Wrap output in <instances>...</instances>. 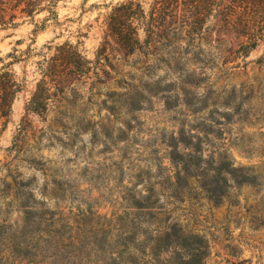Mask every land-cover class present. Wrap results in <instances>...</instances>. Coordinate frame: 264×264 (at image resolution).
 Here are the masks:
<instances>
[{
	"label": "rangeland",
	"instance_id": "rangeland-1",
	"mask_svg": "<svg viewBox=\"0 0 264 264\" xmlns=\"http://www.w3.org/2000/svg\"><path fill=\"white\" fill-rule=\"evenodd\" d=\"M119 1L45 0L56 15L44 29L47 10L0 30V66L14 47L49 42L82 55L39 112L26 104L40 56L12 65L24 86L0 120V264H184L185 249L166 238L174 225L181 242L207 233L210 264H264V179L231 187L216 206L199 177L178 180L174 154L181 141L194 157L228 155L264 173V41L246 55L232 33L264 28V0L171 5L181 17L170 40L146 43L141 30L130 53L101 49ZM156 1L141 0L147 12ZM177 183L186 190L174 193Z\"/></svg>",
	"mask_w": 264,
	"mask_h": 264
},
{
	"label": "trees",
	"instance_id": "trees-1",
	"mask_svg": "<svg viewBox=\"0 0 264 264\" xmlns=\"http://www.w3.org/2000/svg\"><path fill=\"white\" fill-rule=\"evenodd\" d=\"M45 0H0V30L15 28L26 20H34L37 14L43 10L50 12V16L43 19L39 29L46 27V20L56 15L52 7L43 5ZM58 0H50L54 5ZM186 0H157L151 10L147 12L141 0H123L115 4L106 16V33L102 42V50L107 51L109 47L118 46L126 53L135 51L141 44V30L145 34L144 41L153 43L163 39L170 40L169 33L180 28L177 23L181 15L176 12L172 17L166 10L183 4ZM198 3V0H190ZM48 6V7H47ZM166 9V10H165ZM170 16V17H169ZM238 38L242 39L239 43L243 53L248 55L256 48L261 41H264V28L244 25L232 30ZM48 51H34L29 45L21 54L19 49L14 47L8 56L11 60L0 66V120L5 122L10 117L14 102L18 94L22 91L24 81L21 79L12 65L22 61H28L33 56H40L36 61V66L40 78L30 99L26 104V111L39 112L48 105L51 89L57 86L63 87L68 82L69 77L79 71L82 55L79 48L70 41L52 45L49 42L45 45ZM54 50L53 53L50 51ZM70 81L67 83L69 84ZM179 141L174 147V154L180 158L177 161L178 180L182 179L189 186V180L197 176L200 178V188L204 191L207 198L216 206L221 205L223 199L228 194L231 187L240 188L243 185H253L264 179L262 171L255 170L249 166H236L228 155H220L217 160L215 157L204 160V155L193 156L179 150ZM183 142V141H182ZM199 152V151H198ZM193 158H196L193 161ZM217 161L219 164L211 168ZM195 164L202 168L199 173H193L191 167ZM202 164L206 167H202ZM174 193L186 190L184 186L173 184ZM181 229L176 225L172 227V232L167 234V240L177 247L185 249L184 264H210L209 259L212 243L207 233L199 235L191 231L184 236L181 242ZM195 237L196 240L193 239ZM228 264H252L249 259L241 261H230Z\"/></svg>",
	"mask_w": 264,
	"mask_h": 264
}]
</instances>
